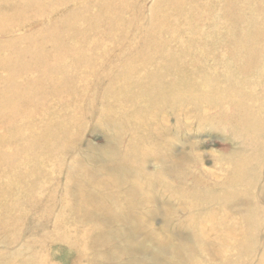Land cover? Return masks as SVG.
Segmentation results:
<instances>
[{
	"label": "rangeland",
	"instance_id": "rangeland-1",
	"mask_svg": "<svg viewBox=\"0 0 264 264\" xmlns=\"http://www.w3.org/2000/svg\"><path fill=\"white\" fill-rule=\"evenodd\" d=\"M84 1L89 7L95 6L94 0ZM218 1L204 0L207 4L204 13L215 14L217 19L222 20L223 0ZM156 2L157 0L131 2L130 7L135 10L134 15L127 10L126 17L133 20L135 27L122 39L126 47L121 50L115 47L112 50V62L108 64L109 67H117L129 56L132 48L140 44L145 27L153 22L152 12ZM260 2L264 8V0ZM69 6L70 4H64L57 11H63ZM2 7L4 4L0 2V9ZM32 9L38 11L40 8L32 6ZM31 17L29 16L15 33H27L45 23V19L39 16ZM233 22L238 23L237 20ZM175 25L178 29L167 41L169 51H173L179 42L190 43L191 38L199 34L194 30L196 28H191L183 21L176 20ZM208 25L204 24L199 28L206 32L202 38L204 41L213 39V35L208 32ZM259 41L264 42V37L261 36ZM105 43H108V40ZM83 45L90 47L88 44ZM96 51L101 52V49ZM188 57L189 55L185 56ZM221 57V53H215L211 59L215 61ZM68 58L71 60L74 56L70 55ZM251 71L252 79L263 77L252 89L256 100H253V105H260L262 108L264 66H253ZM217 74L221 72L218 71ZM92 75L89 72L86 78L91 80ZM5 76V70L0 69L1 92L6 91L1 79ZM109 81L110 76L106 71L100 73L98 81L95 82L97 91H101ZM163 81L165 84L168 81L174 83V99L162 100V96L159 97L158 94H151L147 99L143 94H138L136 99L123 98L124 100L121 99V103H118L113 96L97 98L93 92L91 101H72L69 108L64 105L63 109L56 98L46 100L44 114L49 112L50 115L56 116L54 114L66 110L67 116L63 113L58 116L60 120L64 119V115L68 117L69 113L73 112V124L70 120H64L66 126L60 124V135L52 134L49 137L59 138L63 133L64 137L56 143V148L61 152L42 166L44 170L35 177L43 187L41 188L40 184L31 192V195L35 194L32 204H21V210L24 211L22 218L17 226H12V229L16 226L17 232L20 231L19 235L14 233L15 231L6 232V235L0 230V264H32L33 261L35 264L38 260L44 264H224L220 255L231 261L228 264H238V257H230L228 251H222L219 247L221 238L235 233L231 226L219 220H211L203 227L206 237L202 240L194 226L198 215L199 218L208 217L212 214L211 211L217 212L223 205L225 211L238 223H252L253 209L258 211V223L251 226L248 224L247 231L241 232L242 235L250 233L248 239L249 245L252 246L248 256L241 259L244 264L261 262L264 258V138H260V141L256 138L255 142L249 141L244 133L245 122L236 124L231 123L230 119L229 122L228 119H223L221 105L213 104V101L207 98L202 101L199 98L194 100L197 96L194 93L212 92L216 86L215 82H204L200 70L191 73L187 68H177L175 74H169ZM224 81L226 80L220 82L223 86L228 83ZM170 94L166 89L163 92L167 97ZM74 95L66 91L62 96L70 102ZM233 99L225 97V102H232ZM152 107L156 109L151 110ZM148 108L153 113H149L146 124L140 126L136 118H141L142 114L147 115ZM35 115H25L21 120L28 122L35 133L43 136L52 125L39 121V118L37 120ZM5 129L6 124H0V133ZM137 131L147 133L144 139V160L136 165L138 168L127 169L119 166L114 169L115 161L110 159L114 157L122 162L127 160L128 157L124 154ZM242 161H245L249 173H246L244 180L251 181L248 180L250 177L253 179V184L247 182L251 184L248 191L242 186L230 184L232 172L237 168L236 164ZM74 166L77 172L73 171L76 170ZM44 174L47 176L43 177ZM86 174L88 175L85 176ZM33 178L34 176L31 179ZM78 182L85 185L86 193L82 197L73 186ZM204 183L207 184V193L210 191L208 197L211 196V199L203 203V199L200 201V194L192 197L191 201V197H184L189 192L194 193L192 191L195 189L202 190ZM229 193L238 194V197H229ZM241 193L242 195H239ZM219 194H222V199L215 197ZM225 194L227 201L223 199ZM104 195L109 197H105V200L102 198ZM19 196L23 198L24 194L19 192ZM201 196L206 197V193H201ZM35 200L37 202H34ZM69 201L73 202L75 212L65 204ZM86 211L88 212L84 216ZM88 231H92V238L89 239V252H86L80 246V239Z\"/></svg>",
	"mask_w": 264,
	"mask_h": 264
},
{
	"label": "bare ground",
	"instance_id": "bare-ground-1",
	"mask_svg": "<svg viewBox=\"0 0 264 264\" xmlns=\"http://www.w3.org/2000/svg\"><path fill=\"white\" fill-rule=\"evenodd\" d=\"M203 1L157 0L152 12L153 22L145 27L140 44L132 48L129 56L122 60L117 67L112 68L108 66L112 62V50L115 47L120 50L124 49L126 44L122 43V39L135 27L133 20L126 17L127 10H130L132 16L134 15L135 10L130 7L133 0H94V7L87 6L84 0H0L4 4V7L0 9V69L6 72V76L1 78L6 91H0V124H6V129L0 133L1 232L4 231L5 234L6 232H17L16 226L24 213L21 210V204L30 206L35 196V194L31 195V192L36 190L40 184V187H43L40 180L35 177H38L44 170L42 166L60 155L61 151L58 150V147L56 148V143L60 141L61 137H64L63 133L59 138L49 137L52 134L60 135V124L66 126V119L73 124V112L69 113L70 110L68 117H66V110L54 114L57 117L50 115L49 112L44 114V107L47 104L45 102L52 97L58 100L62 109L64 105L69 108L72 101L87 103L92 100L90 98L94 93L97 98L113 96L118 103H121L123 98L136 99L138 94H143L147 99L151 94H158L159 97L162 96L161 99L168 98L169 100L175 97L174 83L168 81L165 84L164 78L169 74H175L177 68H187L191 73L200 70L203 81L215 82L216 86L212 92L194 93L197 95L194 100L199 98L202 101L207 98L209 101H213V104L221 105L223 119H228V122L230 119L231 123L236 124L245 122L244 133L249 141L255 142L256 138L258 140L264 138V107L253 105L255 97L252 90L258 82L262 81L263 77L259 76L258 79L250 77L253 66H264V42L259 41L261 36L264 37L263 4H261V0H223L221 7L223 19L221 20L217 19L215 14L206 15L204 13L207 4ZM64 4H70V6L63 11L62 9L57 11ZM32 6H38L40 9L33 11ZM31 15L45 19L42 27L27 33H15L17 28ZM176 20L183 21L191 28H196L194 30L199 34L192 37L190 43L179 42L173 51H169L167 41L168 37L175 34L178 29L175 25ZM232 20H237L238 23L235 24ZM40 22L42 23V21ZM204 24H209L208 32L213 35L211 41L202 39L206 32L199 28ZM9 32L12 34L10 35ZM107 40L108 43H105ZM46 42H51V44H46ZM83 44H88L90 47H85ZM96 49H101V52H97ZM215 53H221V59L213 61L211 58ZM70 55L74 56L71 60L68 58ZM186 55L189 57L185 58ZM103 71H106V74L110 76V81L98 92L95 82L98 81V76ZM218 71L221 74H217ZM89 72L93 74L91 80L86 78ZM223 80L228 81L227 85L220 84ZM45 83L48 85L44 86ZM191 88L193 87L191 86ZM165 89L171 92L169 97L163 95ZM66 91L75 94L70 102L62 96ZM126 93L128 94L126 95ZM259 93L261 92L259 91ZM262 94L264 93L262 92ZM225 97L236 99H233L232 102H225ZM254 101L256 102V100ZM156 107L150 109L153 110ZM7 112L10 113L6 114ZM63 113L66 116L64 115V119L59 120L58 116ZM146 113L147 115L142 114L141 118H136L140 126L146 124L149 113L151 114L153 111L149 110ZM31 114H36L34 117L37 120L39 118V121L52 125L48 133L41 136L31 129L32 126L28 122L21 120V117ZM39 114L42 116L39 117ZM146 134L143 131H137L131 145L127 150L125 149L124 156L128 157H126V161L122 162L114 157L110 159L115 161L114 169H118L119 166L133 169L142 163L146 150L144 149ZM74 167L76 169V166ZM236 167V169L233 167L235 170L232 172L230 180L233 184H230L242 186L248 191L251 184L249 185L247 182H253V179L250 177L248 180L251 181L244 180L247 173L245 161L239 162ZM73 171L77 172V169ZM247 174L249 175V173ZM33 176L34 178L31 179ZM73 186L78 189L81 197L85 195V185L78 182ZM109 188L108 191H110ZM204 188H202L204 191L195 189L192 191L194 193L189 192L184 197L188 199L191 197V201L192 197L200 194V201L204 200L203 203H205L206 200L211 199V196L208 197L210 191L207 193L206 183H204ZM19 192L24 194L23 198L19 196ZM201 193H206V197H202ZM229 194V197H238L236 196L238 194ZM221 195H215V197L219 196L222 199ZM226 195H224V201H227ZM105 197L109 196H102L103 199ZM25 200L26 202H23ZM107 200L111 201V199ZM197 200L195 199V201ZM82 202H84V198H82ZM65 204L70 206L73 211V202L69 201ZM87 212H84V216ZM211 212L212 214H209L208 217L201 216L199 218L198 215V218L194 220L199 238L202 240L206 237L203 227L211 220L215 219L226 223L235 230V233L232 232L233 234L221 238L219 247L222 251H228L230 257H238V264H244L241 258L248 256L252 246L249 245L248 239L250 233L242 235L241 232L247 231L248 224L251 226V224L258 223L259 217H256L258 211L253 209L252 223L251 221L238 223L231 217V214L225 211L224 205L217 209V212ZM15 224L14 230L12 226ZM90 233L92 234V231L83 234L80 239V246L86 252H89V247H91L89 244V239L92 238ZM220 257L224 264L231 262L222 255ZM38 262L35 264H39ZM258 263L264 264V258Z\"/></svg>",
	"mask_w": 264,
	"mask_h": 264
}]
</instances>
